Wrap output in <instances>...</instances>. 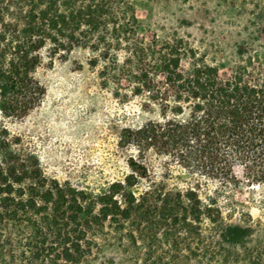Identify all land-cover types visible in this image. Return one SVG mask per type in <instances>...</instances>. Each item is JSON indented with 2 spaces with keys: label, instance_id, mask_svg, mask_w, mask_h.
Wrapping results in <instances>:
<instances>
[{
  "label": "trees",
  "instance_id": "obj_1",
  "mask_svg": "<svg viewBox=\"0 0 264 264\" xmlns=\"http://www.w3.org/2000/svg\"><path fill=\"white\" fill-rule=\"evenodd\" d=\"M134 1L0 0V113L27 116L46 95V59L87 49L103 88L159 109L123 145L169 155L219 190L264 185V60L240 47L238 62L211 65L181 39L145 37ZM18 144L0 126V264H91L106 227L120 235L118 264H264V237L230 225L200 179L170 188L136 161V178L92 193L50 179Z\"/></svg>",
  "mask_w": 264,
  "mask_h": 264
},
{
  "label": "rangeland",
  "instance_id": "obj_2",
  "mask_svg": "<svg viewBox=\"0 0 264 264\" xmlns=\"http://www.w3.org/2000/svg\"><path fill=\"white\" fill-rule=\"evenodd\" d=\"M134 2L145 37L181 39L196 51V59L211 65L227 67L238 62L240 47L255 48L254 57L264 60V0ZM91 57L89 50L76 49L65 59H46L37 74L47 91L40 105L20 119L0 113V126L20 139L16 147L35 155L50 179L92 193L130 175L136 178V161L145 163L149 175L170 188H185L200 179L208 193L219 195L230 225L253 226L264 237V185L219 190L216 182L193 179L169 155L154 148L140 153L136 143L123 145L124 131L161 120L159 109L146 108L145 101L130 91L103 88L97 71L89 65ZM190 61L187 57L183 61L187 70ZM140 183L144 190L149 182L142 178ZM103 233L91 264L122 262L120 235L109 227Z\"/></svg>",
  "mask_w": 264,
  "mask_h": 264
}]
</instances>
